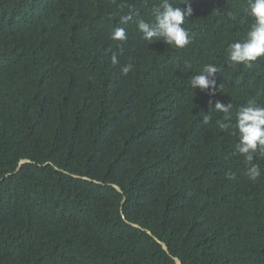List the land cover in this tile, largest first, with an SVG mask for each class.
<instances>
[{"label":"trees","instance_id":"trees-1","mask_svg":"<svg viewBox=\"0 0 264 264\" xmlns=\"http://www.w3.org/2000/svg\"><path fill=\"white\" fill-rule=\"evenodd\" d=\"M160 2L0 0V264H264V156L249 179L215 111L264 107V58L226 53L248 0H190L184 48L138 31Z\"/></svg>","mask_w":264,"mask_h":264},{"label":"clouds","instance_id":"clouds-1","mask_svg":"<svg viewBox=\"0 0 264 264\" xmlns=\"http://www.w3.org/2000/svg\"><path fill=\"white\" fill-rule=\"evenodd\" d=\"M180 4L186 7L174 6L171 0H161L159 6L153 9L154 22L138 20L136 26L142 33L143 39L148 42L162 41L176 48H184L189 44V33L182 25L185 23V17L192 15V8L190 0H181ZM246 15L252 18L246 37L242 42L231 44L226 53L228 61L251 67L253 62L264 58V0H248ZM131 19V16H125L122 22L127 23ZM110 38L113 41L126 40L124 28H114ZM111 62L113 64L119 62L115 53L111 56ZM131 70L130 64L121 68L122 74L125 75ZM217 72L219 69L215 65H206L202 74L191 78L190 87L192 89L198 87L201 90L214 88L215 80L210 77ZM212 94L214 93H209V95ZM231 107V104L225 106L219 101L216 102L215 111L227 114L224 120L218 121V126L222 130L233 129L231 134L238 137V143L235 145L236 153L243 156L244 162L249 166L248 178L255 180L261 175V171L259 165L253 164L252 161L257 153L264 156V107L249 101L246 106L237 111L234 124L231 120ZM209 119L210 117L205 116L204 122L207 123Z\"/></svg>","mask_w":264,"mask_h":264},{"label":"water","instance_id":"water-1","mask_svg":"<svg viewBox=\"0 0 264 264\" xmlns=\"http://www.w3.org/2000/svg\"><path fill=\"white\" fill-rule=\"evenodd\" d=\"M28 162H30L29 160H21L20 162H19V164H18V167H17V169L15 170V172H17L18 170H19V168H20V166L22 165V164H24V163H28ZM10 174H7L6 176H9ZM78 177V176H77ZM84 179H87V180H89V178H87V177H84ZM1 181V180H0ZM120 193H122V190L118 187V186H116V185H113ZM124 199H123V201H122V204L124 203ZM121 214L123 215V212L121 211ZM124 219H125V217H124ZM135 227H137V228H140L138 225H134ZM148 234H151V232L150 231H148ZM156 241L162 246V248L165 250V251H168V248H167V246L163 243V242H161L160 240H158V239H156ZM174 260H175V262H176V264H181V262H180V260L178 259V258H174Z\"/></svg>","mask_w":264,"mask_h":264}]
</instances>
